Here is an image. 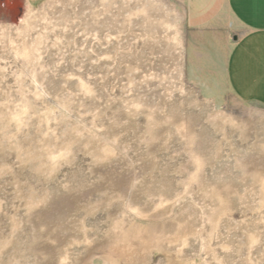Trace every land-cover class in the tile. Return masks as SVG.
I'll list each match as a JSON object with an SVG mask.
<instances>
[{
	"label": "rangeland",
	"instance_id": "1",
	"mask_svg": "<svg viewBox=\"0 0 264 264\" xmlns=\"http://www.w3.org/2000/svg\"><path fill=\"white\" fill-rule=\"evenodd\" d=\"M183 0H0V264H264V100Z\"/></svg>",
	"mask_w": 264,
	"mask_h": 264
},
{
	"label": "crops",
	"instance_id": "2",
	"mask_svg": "<svg viewBox=\"0 0 264 264\" xmlns=\"http://www.w3.org/2000/svg\"><path fill=\"white\" fill-rule=\"evenodd\" d=\"M183 7L192 24L236 37L228 57L231 87L264 100V0H183Z\"/></svg>",
	"mask_w": 264,
	"mask_h": 264
}]
</instances>
